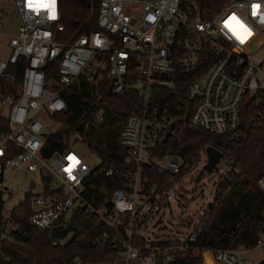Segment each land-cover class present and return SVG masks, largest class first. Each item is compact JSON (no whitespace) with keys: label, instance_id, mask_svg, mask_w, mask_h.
<instances>
[{"label":"built area","instance_id":"2783aa9c","mask_svg":"<svg viewBox=\"0 0 264 264\" xmlns=\"http://www.w3.org/2000/svg\"><path fill=\"white\" fill-rule=\"evenodd\" d=\"M58 3L55 0L53 16L52 10L30 8L29 0H0V23L6 7H14L19 16L15 33L0 34V45L5 39L8 49L0 57V97L7 109L1 118L7 130L0 134L2 200L11 194L4 182L6 168L24 164L28 172L41 177V186L30 197L31 226L48 230L50 237L53 228L73 225L77 211L98 220L91 227L96 234L87 247L97 250L99 259L85 260L82 254L72 264H170L176 254L191 250L200 239L206 216L218 205L219 185L237 169L223 157L227 170L217 181L213 200L199 208L196 217H184L189 202L182 179L206 163L205 150L185 162L180 156L160 155L158 144L171 123L176 127L168 138L176 134L183 101L193 103L190 128L219 137L237 131L244 97L264 91V59L255 58L264 46V0H100L98 28L68 41L58 38L64 31ZM253 4L261 6L255 14ZM233 16L248 33L235 24ZM205 63L209 67L203 71ZM18 64L16 76L10 67ZM49 64L56 65L51 85L44 70ZM104 71L112 94L131 91L139 99L136 113L127 117L120 133L125 150L121 166L92 168L72 148L44 157L42 115L51 118L65 109L60 96L65 87L99 80ZM187 78L191 79L184 98L174 95ZM3 84L9 87L7 92ZM103 118L99 112L92 119ZM259 118H264L263 112L250 122ZM13 149L18 153L11 156ZM69 157L79 161L71 175L66 171L72 164ZM166 174L171 175L168 180L163 178ZM42 175L50 181H42ZM96 177L121 180L122 186L105 197L103 185L89 182ZM257 187L264 194V175ZM95 189L102 198H96ZM174 204L181 210L182 231L175 239L160 238L159 215L163 210L171 214ZM9 214L3 207L2 238H9L17 228ZM50 239L53 246L59 243ZM256 250L260 255L246 261L244 254ZM196 252L203 264L206 254L213 264H264V235L252 250L198 248Z\"/></svg>","mask_w":264,"mask_h":264},{"label":"trees","instance_id":"16d2710c","mask_svg":"<svg viewBox=\"0 0 264 264\" xmlns=\"http://www.w3.org/2000/svg\"><path fill=\"white\" fill-rule=\"evenodd\" d=\"M99 1L59 0V23L64 26L59 40L68 41L96 30ZM19 66L10 67L16 76L19 75ZM208 67L205 63L203 71ZM44 70L47 85L53 84L56 65L49 64ZM190 79L180 83L174 95L184 98ZM3 90L7 92L9 87L3 84ZM60 96L65 102V109L53 113L51 118L62 126L54 132H47L41 154L49 157L63 153L72 147V141L77 137L91 154L99 158L100 166H121L125 150L120 146V133L127 117L138 109V96L131 91L112 94L105 71L99 80L73 82L60 92ZM180 105L183 108L177 119L176 134L166 141L160 140L157 148L160 155L172 154L188 162L196 153L211 146L221 151L225 159L231 160L237 172L229 181L219 185L215 197L218 205L206 216L200 239L191 250L176 254L170 264H203L201 255L196 252L198 248L213 251L254 249L258 239L264 235V194L257 187L258 180L264 175V118L255 122H250V118L259 112L264 113V91L244 97L237 131L220 137L202 129L190 128L188 117L193 103L183 101ZM99 112L104 118L94 122L92 118ZM6 130V123L0 118V134ZM17 153L13 149L10 155ZM170 177L166 174L163 178L168 180ZM43 180L50 181L48 176L42 175ZM89 182L103 185L105 197L122 186L121 180L106 177L91 178ZM93 192L97 199L102 198L101 195L97 197L98 189ZM31 195L32 190H28L25 200L10 211L9 217L17 228L9 233V238H2L4 201L0 193V264H72L73 259L82 254L87 257L85 260L99 259L97 250L87 247L96 234L95 229H91L98 222L94 216L77 211L72 217L75 236L64 245L58 243L53 246L48 230L36 229L28 222ZM204 259L205 264H213L208 254Z\"/></svg>","mask_w":264,"mask_h":264},{"label":"rangeland","instance_id":"374dc122","mask_svg":"<svg viewBox=\"0 0 264 264\" xmlns=\"http://www.w3.org/2000/svg\"><path fill=\"white\" fill-rule=\"evenodd\" d=\"M7 5V4H5ZM1 22V21H0ZM3 28L0 29V34L4 37L15 33L19 25V16L16 9L12 6L6 7V16L3 20ZM2 26V24H1ZM8 53V49L5 47V39L0 45V57H5ZM257 60L264 59V46L255 55ZM7 109L1 103L0 97V118H5ZM42 121L45 123L43 132H54L58 130L62 125L47 115H42ZM75 152L80 154L82 158L88 163L90 167H96L100 164V160L95 155L91 154L83 145L82 140H77L71 147ZM207 162V161H206ZM205 165V164H204ZM202 166L193 170L189 175H186L182 179V186L187 191L188 209L183 213L184 217L192 216L196 217L199 212V208L205 207L210 203L215 195V188L220 176L224 175L227 168L220 161L216 168L211 173L204 172L198 181H195V177ZM33 181L37 188L32 191H37L41 186V177L37 172H28L24 164L17 166H8L4 173V182L6 187L11 191L10 196H6L4 199L3 207L10 212L15 206L25 200L26 193L29 189L30 182ZM181 210L172 205L171 214L168 210L161 211L159 218L161 219L160 230L157 234L160 238L175 239L179 231H182V227L179 226V217L181 216ZM75 236L74 231H70L65 237L59 239V243L64 245L68 243ZM260 255V250H256L252 256L244 254V257L249 259H255ZM249 256V257H248Z\"/></svg>","mask_w":264,"mask_h":264},{"label":"water","instance_id":"95a60500","mask_svg":"<svg viewBox=\"0 0 264 264\" xmlns=\"http://www.w3.org/2000/svg\"><path fill=\"white\" fill-rule=\"evenodd\" d=\"M176 127L175 123H171L170 125H168L165 129V134L163 137V141H166L168 139V137L170 136L171 131ZM43 137L47 136V133H43L42 134ZM77 141V137H75L73 139V143ZM205 153H206V158H207V162L205 163V165L202 166V168L198 171V174L195 177V181H198L201 176L204 174V172L207 173H211L213 172V170L216 168L217 164L221 161V159L223 158V153L221 151H219L218 149L214 148V147H207L205 149ZM35 183L33 181L30 182V186L29 189L32 190L34 189ZM262 216L264 217V213L262 214ZM74 226L71 224L66 225L65 227H55L50 231V238L52 239H62L63 237L66 236V234L70 231H74Z\"/></svg>","mask_w":264,"mask_h":264},{"label":"snow or ice","instance_id":"6c2138e0","mask_svg":"<svg viewBox=\"0 0 264 264\" xmlns=\"http://www.w3.org/2000/svg\"><path fill=\"white\" fill-rule=\"evenodd\" d=\"M54 5H55V0H29V4H28L30 8H33L37 11H39L40 9L52 10L53 16L55 15ZM252 7L254 10V14H255V12L259 10L261 6L259 4H253ZM232 20L235 21V24L240 29H243L244 33H248V29L235 16L232 17ZM229 27H232V26L229 25ZM232 30L235 32V28H233ZM240 38L243 39V37H240ZM69 160L72 161V164L66 169V171H68L69 174L71 175L72 168H74L79 163V161H77L75 157H69Z\"/></svg>","mask_w":264,"mask_h":264},{"label":"crops","instance_id":"0c3cea01","mask_svg":"<svg viewBox=\"0 0 264 264\" xmlns=\"http://www.w3.org/2000/svg\"><path fill=\"white\" fill-rule=\"evenodd\" d=\"M1 24H2V26H1ZM3 26H4L3 22H2V23H0V29H2V28H3ZM15 32H16V31H15ZM248 255H249V254H248ZM252 255H253V253H252L251 255H249V256H252ZM249 256H248V257H249ZM244 258H245V257H244ZM245 260H246V261H249L250 259H249V260H247V259L245 258ZM247 264H248V263H247Z\"/></svg>","mask_w":264,"mask_h":264}]
</instances>
